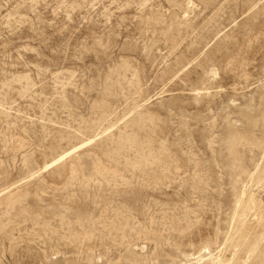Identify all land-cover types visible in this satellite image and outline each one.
Segmentation results:
<instances>
[{
	"label": "rangeland",
	"instance_id": "rangeland-1",
	"mask_svg": "<svg viewBox=\"0 0 264 264\" xmlns=\"http://www.w3.org/2000/svg\"><path fill=\"white\" fill-rule=\"evenodd\" d=\"M263 177L264 0H0V264H264Z\"/></svg>",
	"mask_w": 264,
	"mask_h": 264
},
{
	"label": "bare ground",
	"instance_id": "bare-ground-1",
	"mask_svg": "<svg viewBox=\"0 0 264 264\" xmlns=\"http://www.w3.org/2000/svg\"><path fill=\"white\" fill-rule=\"evenodd\" d=\"M263 179H264V177H263ZM256 246H257V243L256 242H252L251 244H250V246H249V249L251 250V251H254L255 250V248H256ZM243 261V260H242ZM245 263V262H244ZM246 264V263H245Z\"/></svg>",
	"mask_w": 264,
	"mask_h": 264
}]
</instances>
